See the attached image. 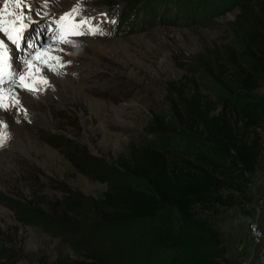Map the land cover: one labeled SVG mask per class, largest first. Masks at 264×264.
I'll list each match as a JSON object with an SVG mask.
<instances>
[{
    "label": "rangeland",
    "instance_id": "1",
    "mask_svg": "<svg viewBox=\"0 0 264 264\" xmlns=\"http://www.w3.org/2000/svg\"><path fill=\"white\" fill-rule=\"evenodd\" d=\"M25 2L29 9L22 11L29 17V29L24 35L29 44L36 46L22 44L16 50L11 46L17 59L15 69L11 75L5 73L0 82V94L17 86V96L25 101L24 115L11 113V125L19 129L14 134L9 128L0 130L2 137L8 136L6 140L13 137L19 144L18 149L5 144L0 147V264H50L58 254L84 261L97 259L104 264H171L175 254L163 250L164 233L156 227L140 228L141 223H128L95 228L92 221L85 222L91 217L84 215L79 220L74 218L80 223L72 228L74 234L56 237L38 226L23 225L17 206L39 208L41 200L65 206L78 199L96 200L105 190V183L90 180L70 166L65 157L70 151L53 146L55 137L81 147L88 157L97 159L93 167L100 170L105 169L99 166H113L112 159L129 141L140 140L157 148L189 149L188 142L145 134L143 126L152 111L169 113L163 101L164 85L183 75L181 65L190 68L197 53L223 49L226 24L239 9H228L232 0L230 5L221 0H181L179 6L187 11L183 20L178 13L180 7L170 0H162L161 7L162 3L156 1L147 15L156 11L158 19L140 22L141 26L136 27L138 20L132 18L128 33L107 37L102 31L86 35L89 28L83 35H68L71 27L64 25L61 31L55 22L78 7L77 19L83 17L92 25L100 21L107 24L110 19H122L124 0ZM5 3L11 12L12 0H0V11H4ZM168 3L172 4L169 8ZM147 6L149 3L144 2L137 11ZM58 10L64 13L56 16ZM193 10H197L195 20H191ZM38 34L41 39H37ZM61 36L75 41V45L60 43ZM53 56L60 57L59 64L51 59ZM26 60L32 62L31 67ZM19 76L38 91L25 88ZM203 85L204 93L216 95L211 84ZM256 95L264 102V89ZM8 111L9 107H0L2 114ZM251 139L257 144L258 156L253 172L245 176L247 190L233 194V207L199 210L194 221L200 238L183 248L173 264L198 259H213L218 264H264V126L256 129ZM76 207L82 208L78 204ZM249 223L261 231L259 240L248 233Z\"/></svg>",
    "mask_w": 264,
    "mask_h": 264
},
{
    "label": "trees",
    "instance_id": "2",
    "mask_svg": "<svg viewBox=\"0 0 264 264\" xmlns=\"http://www.w3.org/2000/svg\"><path fill=\"white\" fill-rule=\"evenodd\" d=\"M124 1L134 10L142 0ZM153 1L148 0L149 5ZM180 1L177 6L187 13ZM221 1L230 5V0ZM235 7L239 12L226 24L223 49L197 53L190 68L181 65L183 75L164 85L169 113L152 111L143 126L145 134L169 136V141H185L191 147L180 151L129 141L112 159L114 167L99 166L105 169L100 170L93 167L97 159L81 147L55 137L53 146L70 151L65 155L70 166L106 188L96 200L78 199L65 206L43 200L39 208L20 204L23 225L68 238L80 225L74 220L84 215L95 228L141 223L140 228L156 227L164 233L162 247L175 254L173 264L183 248L200 238L194 221L199 210L235 205L233 194L245 193V176L256 165L258 149L251 135L264 126V102L256 95L264 89V0H232L228 9ZM190 14L195 20L197 10ZM204 83L211 84L216 95L204 93ZM225 191L229 195H223ZM50 264L104 263L58 254ZM189 264L218 263L198 259Z\"/></svg>",
    "mask_w": 264,
    "mask_h": 264
},
{
    "label": "snow or ice",
    "instance_id": "3",
    "mask_svg": "<svg viewBox=\"0 0 264 264\" xmlns=\"http://www.w3.org/2000/svg\"><path fill=\"white\" fill-rule=\"evenodd\" d=\"M12 3L13 10L11 12L7 10V3H5L4 5V11H0V33H2L4 37H6V40L4 38H0V82H3V70L10 67L9 61L11 57L8 42H10L11 45L15 46V48H20L22 44L24 46H31L33 48H35L36 46L35 44H29L24 35V29L27 27V25L24 23V14L22 11L24 5L22 0H12ZM79 15V8L74 7L71 12L61 16L60 19L55 23L61 26L62 31L65 22L71 21L72 28L68 32V35H83V25L85 24H89V32L91 34L101 32V29L98 27V25H92L89 20L84 19L83 17L77 19ZM8 17L12 18L8 19ZM17 23H19V27L16 26ZM41 38L42 37L38 34L37 39ZM60 43L75 45V41L65 39L63 38V36H61L60 38ZM60 51H63V49H60ZM51 59L55 60L57 64L60 63V57L58 56H53L51 57ZM25 62L29 65V67H31L32 62L30 60H26ZM36 71H38V69ZM8 75H11V73H8ZM19 79L25 88H28L30 91H38L35 85L23 83L25 80L24 76H19ZM41 82L47 83L46 80H42ZM6 100L10 102H5ZM20 104L21 101L15 96L6 97L0 94V107L7 109L8 107H17Z\"/></svg>",
    "mask_w": 264,
    "mask_h": 264
},
{
    "label": "bare ground",
    "instance_id": "4",
    "mask_svg": "<svg viewBox=\"0 0 264 264\" xmlns=\"http://www.w3.org/2000/svg\"><path fill=\"white\" fill-rule=\"evenodd\" d=\"M62 11H57V12H55V13H57V15L56 16H58V15H61V14H63L64 12H62ZM46 62V61H45ZM35 68V67H34ZM37 69V68H36ZM43 70V69H42ZM49 70V69H48ZM32 71V70H31ZM44 71V73L46 72L45 70H43ZM39 73L40 74H42V76H43V73L42 72H40L39 71ZM53 74V73H52ZM36 77V76H35ZM38 78H39V76H38ZM14 87V85L13 86H11V88H13ZM16 88H17V86L16 87H14L13 88V90H11L9 93H7V94H2V95H4V96H6V97H10V96H15L17 99H19L20 101H21V104L19 105V106H17V107H9V111L8 112H5V114H2L1 112V122H0V130H2L3 128H5V130L7 129V128H9L8 130H12V133H13V131H15V130H18L19 129V126H13V125H11V123H12V121H11V119H12V117L13 116H11V113L12 114H14L15 112H19L20 114H23V106H24V104H25V101L24 100H22L21 98H19V96H17V94H16V92H15V90H16ZM4 92V91H3ZM23 92V91H22ZM7 101V100H6ZM8 102H10V101H8ZM24 115V114H23ZM37 117V116H36ZM33 117H31V118H29L30 120L32 119ZM11 126V127H10ZM4 130V129H3ZM0 133H1V131H0ZM14 134V133H13ZM16 135H17V133H16ZM6 139H8V136L6 135ZM5 139V136L4 137H2V134L0 135V147H3L4 146V144L5 145H7L8 146V148H13V149H18L19 147V144H18V142L13 138V137H11V138H9V140H6ZM6 140V141H5ZM6 148V147H5ZM17 151V150H16ZM19 152V151H18ZM3 169V168H2Z\"/></svg>",
    "mask_w": 264,
    "mask_h": 264
},
{
    "label": "built area",
    "instance_id": "5",
    "mask_svg": "<svg viewBox=\"0 0 264 264\" xmlns=\"http://www.w3.org/2000/svg\"><path fill=\"white\" fill-rule=\"evenodd\" d=\"M247 231H248V233L250 234V236H251V238L253 240L257 241V240H259L262 237L261 231L259 230L257 225L254 224V223H249L247 225Z\"/></svg>",
    "mask_w": 264,
    "mask_h": 264
}]
</instances>
